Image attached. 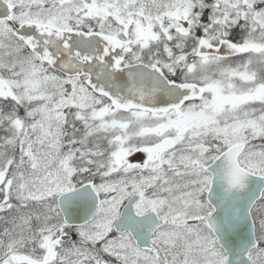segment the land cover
Instances as JSON below:
<instances>
[{"label":"snow or ice","instance_id":"obj_1","mask_svg":"<svg viewBox=\"0 0 264 264\" xmlns=\"http://www.w3.org/2000/svg\"><path fill=\"white\" fill-rule=\"evenodd\" d=\"M0 264H264V0H0Z\"/></svg>","mask_w":264,"mask_h":264}]
</instances>
